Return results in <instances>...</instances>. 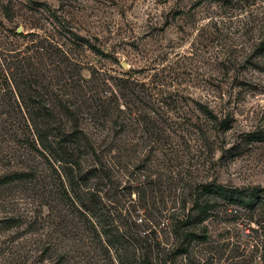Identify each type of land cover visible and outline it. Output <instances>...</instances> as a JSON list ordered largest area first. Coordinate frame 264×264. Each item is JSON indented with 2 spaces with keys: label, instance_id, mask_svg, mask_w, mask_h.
Wrapping results in <instances>:
<instances>
[{
  "label": "rangeland",
  "instance_id": "obj_1",
  "mask_svg": "<svg viewBox=\"0 0 264 264\" xmlns=\"http://www.w3.org/2000/svg\"><path fill=\"white\" fill-rule=\"evenodd\" d=\"M0 36L25 58L44 39L31 71L53 78L51 98L91 107L77 118L105 141L109 178L92 186L105 214H183L177 239L154 226L171 264H264V0H0ZM7 87L0 264H103L59 166L15 144L31 136Z\"/></svg>",
  "mask_w": 264,
  "mask_h": 264
},
{
  "label": "trees",
  "instance_id": "obj_2",
  "mask_svg": "<svg viewBox=\"0 0 264 264\" xmlns=\"http://www.w3.org/2000/svg\"><path fill=\"white\" fill-rule=\"evenodd\" d=\"M43 43L44 39H40L36 44L31 43L25 46L24 52L33 53L32 57L25 58L23 53L17 51L19 48L17 44H6V38L0 36V98L6 97V87L10 84L11 86L7 89L15 98L12 102L13 109H17L20 116H24L20 119L24 123V129L31 136L30 140L28 138L16 140L15 144L22 142L25 150L41 152L59 166L58 174L56 171L53 173L55 172L59 182L62 179L61 188L64 183L73 190L69 198L63 190L65 199L87 224L93 236L92 239L99 245L103 264H171L170 253L165 250L162 241L156 236L154 226L158 225L160 219L166 221V227H169L167 234L174 233V238L177 239L180 234L175 228L176 224L184 218L183 214L158 213L154 217L145 208L132 207L131 211L119 212L115 221L111 213L103 212L100 202L102 197L97 188L92 186H96L97 182L103 183L109 178L101 168L100 156L96 154L98 147L105 143L104 138H100L101 140L97 142L80 129L81 118L77 117L83 116L82 111L90 113V106H86L85 100H80L76 104L73 101L57 98L58 96L51 98L50 88L54 85L53 78L31 71L29 67L31 60L36 58L42 61L44 58L38 52V50L43 51ZM33 49L34 52H32ZM258 49L264 50V38L258 45ZM7 51L14 53L8 54ZM66 95L67 93L64 92V96ZM80 96L83 97L81 93ZM3 106L5 112H1L4 110ZM2 113L6 116V102L0 99V116ZM5 124L6 118L3 119L2 125L0 124V130L6 129ZM1 159L4 157L0 156ZM20 160H26V155L22 154L12 159L18 165L22 164ZM86 163H89L87 166L89 168L84 169L83 166ZM22 165L24 169H29L25 164ZM1 180L5 182L6 177L0 179V182ZM202 189L206 191L209 186ZM71 197L73 199L70 200ZM228 202L231 200L228 199ZM192 203L195 204L196 201ZM47 207L51 213L53 208ZM177 209L183 211V201ZM136 212H141L142 220L139 219V222L136 220L138 214ZM253 234L252 248L258 246L257 234L256 232ZM55 250L53 245L46 244L40 252L47 255L46 259L53 261Z\"/></svg>",
  "mask_w": 264,
  "mask_h": 264
},
{
  "label": "water",
  "instance_id": "obj_3",
  "mask_svg": "<svg viewBox=\"0 0 264 264\" xmlns=\"http://www.w3.org/2000/svg\"><path fill=\"white\" fill-rule=\"evenodd\" d=\"M16 32L18 33V32H19V30L17 29V30H16Z\"/></svg>",
  "mask_w": 264,
  "mask_h": 264
}]
</instances>
